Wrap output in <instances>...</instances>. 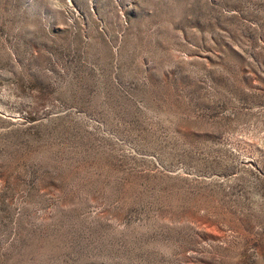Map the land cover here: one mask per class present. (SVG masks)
<instances>
[{"label": "rangeland", "instance_id": "rangeland-1", "mask_svg": "<svg viewBox=\"0 0 264 264\" xmlns=\"http://www.w3.org/2000/svg\"><path fill=\"white\" fill-rule=\"evenodd\" d=\"M0 264H264V0H0Z\"/></svg>", "mask_w": 264, "mask_h": 264}]
</instances>
